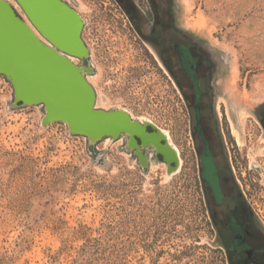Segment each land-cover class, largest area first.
Returning a JSON list of instances; mask_svg holds the SVG:
<instances>
[{
    "label": "rangeland",
    "instance_id": "obj_1",
    "mask_svg": "<svg viewBox=\"0 0 264 264\" xmlns=\"http://www.w3.org/2000/svg\"><path fill=\"white\" fill-rule=\"evenodd\" d=\"M61 1L83 20L86 54L66 56L92 87L94 110L167 133L160 143L178 158L128 133L92 140L45 122L46 105L18 101L0 74V264H232L202 175L213 156L264 224V0ZM182 31L222 63L206 110L193 111L171 62L173 45L190 43ZM242 108L238 138L230 116Z\"/></svg>",
    "mask_w": 264,
    "mask_h": 264
},
{
    "label": "water",
    "instance_id": "obj_2",
    "mask_svg": "<svg viewBox=\"0 0 264 264\" xmlns=\"http://www.w3.org/2000/svg\"><path fill=\"white\" fill-rule=\"evenodd\" d=\"M15 1L34 27L54 45L42 42L27 22L17 15L11 3L0 0V74L6 75L13 83L16 99L25 104L44 103L47 109L45 122L66 121L72 132L88 135L92 140L123 132L130 134L132 144L136 145V136L144 144L151 143L142 135L146 132L145 125L131 120L126 112L94 110L95 93L92 87L80 67L66 56L85 55V46V52H77L60 45L57 37L38 26L26 0ZM53 1L72 11L74 17L78 16L63 1ZM154 144L158 147L157 143ZM159 151L166 156L163 147ZM166 159L175 161L167 156Z\"/></svg>",
    "mask_w": 264,
    "mask_h": 264
},
{
    "label": "flooded vegetation",
    "instance_id": "obj_3",
    "mask_svg": "<svg viewBox=\"0 0 264 264\" xmlns=\"http://www.w3.org/2000/svg\"><path fill=\"white\" fill-rule=\"evenodd\" d=\"M181 35L190 43L173 45L171 62L194 102L193 111L206 110L205 99L211 95V83L222 63L212 49L197 43L189 33L182 31ZM208 160L210 168L205 167L202 175L205 206L228 259L232 264H264V224L233 191L215 158Z\"/></svg>",
    "mask_w": 264,
    "mask_h": 264
},
{
    "label": "bare ground",
    "instance_id": "obj_4",
    "mask_svg": "<svg viewBox=\"0 0 264 264\" xmlns=\"http://www.w3.org/2000/svg\"><path fill=\"white\" fill-rule=\"evenodd\" d=\"M36 2L38 3L37 5L35 4ZM25 3L29 5L27 7L28 9H30L31 15L35 17L36 20L34 18L33 19L35 21H38L37 22L38 26L44 31L48 32L49 34L57 37L60 45L67 47L68 49H73L77 52L84 51L85 45L83 43L81 36L83 20L80 14L77 13L78 16L74 17L72 11H69L65 7H61L53 0H26ZM15 7H18L16 3H15ZM27 24L29 27L32 28V26L28 22ZM34 32L36 33L35 30ZM240 99L242 100V102H245L248 100V97L247 95L244 96L241 95ZM247 114H248L247 109L242 108L238 110L237 113H235V116L232 115L230 116V122L235 131L237 130V125L242 127L244 126V119L245 116H247ZM237 131H236L237 133L236 136L240 138V135L238 133L239 131L238 132ZM142 135L143 137L149 138L151 143L153 144L157 143L159 149H162L163 147L167 158H169L170 160L172 159L176 160V158H178L177 155L178 153L174 152L171 149V147H168V145L167 147H164L166 145L162 143H161L162 145H160V139L162 138L169 139L167 133H166L167 136L160 133L148 134L147 132H145V134Z\"/></svg>",
    "mask_w": 264,
    "mask_h": 264
}]
</instances>
